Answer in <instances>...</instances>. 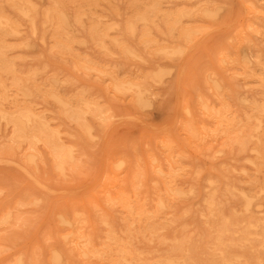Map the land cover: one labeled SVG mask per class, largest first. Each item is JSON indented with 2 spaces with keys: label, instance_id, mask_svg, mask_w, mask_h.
I'll use <instances>...</instances> for the list:
<instances>
[{
  "label": "rangeland",
  "instance_id": "374dc122",
  "mask_svg": "<svg viewBox=\"0 0 264 264\" xmlns=\"http://www.w3.org/2000/svg\"><path fill=\"white\" fill-rule=\"evenodd\" d=\"M31 2L41 10L49 7V0ZM1 4L6 14L15 17L5 0ZM155 5L177 21L175 29H169L159 15L153 22L150 10ZM64 11L74 37L72 49L58 52L50 28H39L33 36L29 24L20 21L22 35L12 37L15 49L8 54L16 59L18 71L36 70L39 83L51 86L56 79V93L71 103L70 112L85 102L93 109L72 116L62 112L53 98L44 101L34 96L35 109L45 112L73 149V162L61 174L39 148L42 160L35 162L37 169L29 166L28 173H45L51 178L45 183L51 189L46 194L24 176L26 143L14 153H4L11 142V128H0V205L11 204L10 199L25 191L43 197L40 204L24 205L16 212L33 222L26 227L9 223L3 232L32 233L45 228L43 221L50 211L55 215L72 207H87L97 216L109 217L123 235L130 220L121 207L107 204L101 191L132 190L129 184L142 169L149 209L167 183L181 194L172 202L173 222L160 236L135 235L133 245L149 260L174 253L169 244L197 240L206 231L201 215L211 191L228 215L241 209L234 191L255 190L249 177L264 183V172L253 164V143L245 150L227 145L217 117L227 104L240 118L251 111L252 103L264 105L258 81L229 62L232 53L238 52L241 60L259 59L264 65V0H93L90 4L76 0L67 3ZM137 13L148 15L149 21L144 24ZM248 23L260 31L250 33L249 48L237 41L238 31ZM160 48L162 53L157 51ZM214 81L221 89H216ZM125 87L130 89L125 91ZM148 158L155 159L161 173L145 166ZM96 231L103 234L99 223ZM25 243L28 237L7 247L0 254V264L14 257ZM42 248L41 258L47 264Z\"/></svg>",
  "mask_w": 264,
  "mask_h": 264
},
{
  "label": "bare ground",
  "instance_id": "6f19581e",
  "mask_svg": "<svg viewBox=\"0 0 264 264\" xmlns=\"http://www.w3.org/2000/svg\"><path fill=\"white\" fill-rule=\"evenodd\" d=\"M2 1L0 0V128L7 125L11 128V142L6 146L4 153H14L15 149L25 146L26 143L28 153L23 158L22 165L26 172L24 176L46 194L51 189L45 183L51 178L45 173H28L29 166L37 169L35 162L42 160L39 148L42 147L50 156L53 167L61 174L73 162V149L65 144L45 112L35 109L34 96L44 101L53 98L60 105L62 112L72 116L89 113L93 108L90 103L85 102L82 108L77 107V110L70 112L71 103L56 93V79H52L51 86L39 83L37 71H18L16 59H10L8 52L15 49V45L10 41L12 37L22 35L20 21L29 24L33 36L38 34L39 28H50L58 52L59 49H72L74 37L69 29L64 8L67 3H75L76 0H49V7L45 10L39 9L31 0H5L13 9L15 17L6 14ZM77 1L90 4L93 0ZM150 14L153 22L159 15L169 29L177 27V21L163 13L157 5L150 10ZM137 16L144 24L149 21L148 15L137 13ZM259 32L258 28L248 23L238 31L237 41L245 43L249 48L252 40L250 33ZM157 51L162 53L163 49ZM229 62L233 66L240 65L243 75L257 80L264 93V65L261 60H241L237 52L234 55L232 53ZM7 75H11L10 82H7ZM214 83L216 89H221L217 81ZM115 89L122 92L119 87ZM129 89L125 87V91ZM228 106L225 105L224 112L217 115L222 126V139H225L227 145L234 144L240 150L247 149L249 143H253V164L258 171L264 172V145L261 142L264 141V105L252 103L251 111L246 113L244 118H240ZM203 107L207 108L208 105ZM154 162L155 159L148 158L145 166L155 168L161 173ZM248 180V183L255 187L253 192L234 191L241 201L239 211L234 210L225 215L215 196L216 192L211 191L206 199V212L201 215L206 231L197 240L183 239L169 244L174 253L158 256L153 260L146 259L136 251L132 237H159L162 229L173 222L170 218L172 202L181 191L171 184H166V188L157 195L150 209L145 203V172L142 169L138 172L136 181L129 184L132 190L123 188L113 192L101 191L106 203L121 207L130 220L124 230L125 236L120 234L109 217L97 216L94 209L87 207H72L71 210L55 215L50 211L43 221L45 228H37L32 233L24 230L3 232L6 230L3 226L9 223L26 227L28 223L33 222L30 217L16 212L24 205L40 204L43 197L25 191L19 198L10 199L11 204L2 202L0 205V254L4 253L7 247L17 246L20 239L28 237L29 241L20 247L14 257L2 264H43L42 247L46 249L47 264H264V183L250 177ZM97 223L103 227L102 235L96 231ZM52 241L55 244L48 246Z\"/></svg>",
  "mask_w": 264,
  "mask_h": 264
}]
</instances>
